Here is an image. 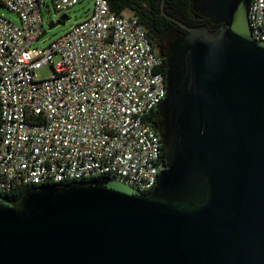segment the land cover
I'll use <instances>...</instances> for the list:
<instances>
[{
	"label": "water",
	"instance_id": "95a60500",
	"mask_svg": "<svg viewBox=\"0 0 264 264\" xmlns=\"http://www.w3.org/2000/svg\"><path fill=\"white\" fill-rule=\"evenodd\" d=\"M189 1L214 26L161 1L186 33L164 48L153 187L98 176L0 193V264H264V39L249 0Z\"/></svg>",
	"mask_w": 264,
	"mask_h": 264
},
{
	"label": "built area",
	"instance_id": "2783aa9c",
	"mask_svg": "<svg viewBox=\"0 0 264 264\" xmlns=\"http://www.w3.org/2000/svg\"><path fill=\"white\" fill-rule=\"evenodd\" d=\"M49 1L59 18L80 0ZM44 4L0 0L17 19L0 14V193L98 176L150 189L163 156L146 115L166 86L142 23L92 0L82 20L38 45ZM248 25L264 39V0H249ZM45 64L50 74L36 76Z\"/></svg>",
	"mask_w": 264,
	"mask_h": 264
},
{
	"label": "trees",
	"instance_id": "16d2710c",
	"mask_svg": "<svg viewBox=\"0 0 264 264\" xmlns=\"http://www.w3.org/2000/svg\"><path fill=\"white\" fill-rule=\"evenodd\" d=\"M111 9L117 13L123 9H130L134 15L142 23L149 42L155 52L161 57L160 68L165 73L164 60V44L176 34H185L186 29L179 25L176 21L166 17L161 13V1H163V11L187 24H207L208 19L195 17L191 11V3L189 0H108ZM209 27L214 26L209 23ZM171 35V37H169ZM147 120L157 132L158 122L160 120L159 113L156 108L151 109L146 115ZM163 156V149H162ZM29 185L17 186L13 190L4 194L10 198L19 196Z\"/></svg>",
	"mask_w": 264,
	"mask_h": 264
},
{
	"label": "rangeland",
	"instance_id": "374dc122",
	"mask_svg": "<svg viewBox=\"0 0 264 264\" xmlns=\"http://www.w3.org/2000/svg\"><path fill=\"white\" fill-rule=\"evenodd\" d=\"M91 4L92 0H80L79 2L70 7L67 17L64 20L60 21L52 27H48L47 22L51 19L55 20L59 14L55 12L51 2L49 0H45V4L42 7V15L45 21L44 27L46 30L40 36V39L37 44H46L48 41L63 34L70 27V25L82 20L88 14ZM0 14L14 22H17L15 14L2 5H0ZM169 37H171V35ZM166 43L167 39L163 41L164 46L166 45ZM50 72V67L46 64L40 66L35 70V74L38 77L48 76Z\"/></svg>",
	"mask_w": 264,
	"mask_h": 264
},
{
	"label": "flooded vegetation",
	"instance_id": "af4514ba",
	"mask_svg": "<svg viewBox=\"0 0 264 264\" xmlns=\"http://www.w3.org/2000/svg\"><path fill=\"white\" fill-rule=\"evenodd\" d=\"M191 11H192V13H193V15H194L195 17H199V19L202 18L201 16L197 15V14L194 12V10L192 9V7H191ZM207 25H209V22H207Z\"/></svg>",
	"mask_w": 264,
	"mask_h": 264
}]
</instances>
